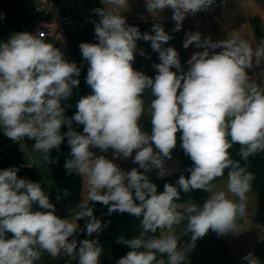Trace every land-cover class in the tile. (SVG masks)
I'll list each match as a JSON object with an SVG mask.
<instances>
[{"label": "clouds", "instance_id": "obj_1", "mask_svg": "<svg viewBox=\"0 0 264 264\" xmlns=\"http://www.w3.org/2000/svg\"><path fill=\"white\" fill-rule=\"evenodd\" d=\"M100 2L103 7L93 9L99 17L94 23L98 42L79 45L88 64L85 83L92 92L78 99L70 117L62 102L78 88L81 67L37 34L14 32L0 42L3 134L13 142L34 141V150L44 153L50 165L58 161L50 153L66 140L72 158L65 160L64 168L69 175L82 177L86 190L75 217L76 221L86 220L82 229L79 223L56 214V205L41 182L19 177L17 167L0 170V264H35L41 250L54 258L68 256L77 264H100L103 247L99 236L108 223L96 217L88 202L106 206L108 216L127 213L140 219L138 236L117 240L130 250L115 264H184L196 242L209 231L217 236L241 233L238 220L246 215L255 177L247 164L241 166L231 158L229 150L239 144L244 161L264 152V91L248 71L264 63V38L253 47L238 31L213 41L189 30L182 47L195 45L203 50L191 55L185 71L178 51L163 46L173 36L161 23H153L151 33H142L122 14L129 11V0ZM215 5L216 0H145L151 16L158 17L165 9L172 11L173 33L182 30L186 17ZM140 40L151 42L152 50L159 54V63L152 65L154 78L133 66ZM139 54L143 56V50ZM149 90L153 97L150 132L140 124L144 93ZM74 123L83 126L82 132ZM177 133L180 147L192 161L187 169L190 175L181 174L175 184L165 183L163 191H158L146 174L155 170L157 179L172 174L166 161L172 160ZM109 150L112 159L105 155ZM117 158L131 159L138 168L125 171L114 162ZM225 170L226 191L217 190L213 182ZM193 190L209 194L202 205L177 203L181 192ZM68 194L64 189L63 196ZM61 198L58 190L57 202ZM185 220V233L191 235L181 243L172 229ZM158 230H167V235L157 236ZM82 232L94 238L78 242L76 237ZM157 253L167 260L158 259ZM242 260L262 264L253 252Z\"/></svg>", "mask_w": 264, "mask_h": 264}, {"label": "crops", "instance_id": "obj_2", "mask_svg": "<svg viewBox=\"0 0 264 264\" xmlns=\"http://www.w3.org/2000/svg\"><path fill=\"white\" fill-rule=\"evenodd\" d=\"M59 3L63 8L74 4H83L92 11L94 8L103 7L100 0H59ZM129 3V11L122 12L126 16L128 24L137 26L142 33H151L153 23H161L165 31L173 36V39L163 46H172L178 51L185 71L188 67L186 61L190 59L191 55L196 51L203 50L197 49L195 45L190 46L188 49L182 47L185 33L189 30L199 31L202 33V38L210 37L213 41L226 39L228 34L238 31L241 37L247 39L253 47H256L264 38V0H224L223 6H221V0H216V5L211 10L186 17L182 30L174 33L172 29L175 22L171 20L172 11L170 9H165L158 17H154L147 12L145 0H129ZM32 7L33 0H0V14H3V18L0 19V42L7 41L15 28L27 26ZM92 17L93 20L90 23L69 29L74 39L70 62L74 61L78 67H81V74L78 79L87 74L88 68V64L83 60L79 49L80 43L98 42L94 36V23L98 22L99 17L94 12ZM140 50H143L144 55L137 59L133 66L135 69L143 71L154 78L156 72L152 65L159 63V54L152 50L151 42H144L143 40L137 41V52H140ZM216 51H220V49ZM248 71L249 75L256 80L258 88L264 91V76L260 75L264 71V63L260 67ZM253 72H255V76H253ZM143 98L145 111L140 124L142 130L150 132L151 110L149 105L151 99H153L150 90L144 93ZM33 143L34 141L27 138L13 142L3 134V128L0 126V165H18L21 167L31 165V168L36 170L38 182H41L43 190L49 195L51 202L56 205V214L61 218L79 223L75 220L76 213L79 210V205L86 199L83 178L80 177L79 199L75 203L66 204L62 198L57 202L58 189L50 172V164L44 160V153L34 150ZM93 151L100 154L98 149H93ZM105 155L112 159L111 150ZM114 162L125 171L131 170L133 167L138 168V165L133 164L131 159L117 158ZM166 166L173 170L170 176L157 179L155 170L148 173L160 184L169 182L181 170L178 146L172 152V160L166 161ZM226 182L227 174L213 183L216 184L217 190L226 191ZM229 198L235 199L230 194ZM248 201L246 215L238 220L241 232L238 236L231 234L217 236L215 232L209 231L204 238L196 242V247L190 252L188 260L184 264H246L242 257L249 252H253L264 264V198L252 187V190L248 193ZM186 225L187 221L185 220L180 225L173 226L172 229L181 243L190 239L191 234L185 233ZM80 228L83 229L81 225ZM160 235H167V230H158L157 236ZM76 238L78 242L85 238L90 239L83 232L79 233ZM122 256L117 248H103L100 264H115V261ZM60 257L69 260L71 264H77V260L68 256L61 255ZM157 258L167 260L166 255L161 256L159 253H157ZM35 264L46 263L39 259Z\"/></svg>", "mask_w": 264, "mask_h": 264}, {"label": "trees", "instance_id": "obj_3", "mask_svg": "<svg viewBox=\"0 0 264 264\" xmlns=\"http://www.w3.org/2000/svg\"><path fill=\"white\" fill-rule=\"evenodd\" d=\"M136 59H139L142 55L139 52H136ZM87 75V74H86ZM86 75L80 78V84L78 88H74L71 97L68 101L62 102L64 106H66L65 115L72 116L76 111V102L81 96H86L91 94V88L85 83ZM73 127L77 131L82 132L83 126H78L75 123ZM67 128H63V131H66ZM180 133H177V146L179 149V155L181 159V170L175 174L171 180L167 183L175 184L181 174L185 176H189L190 173L187 171L188 168L192 166V161L184 154L183 149L180 147L179 140ZM240 145L234 144L233 147L229 150L231 158L239 161L241 166L247 164V170L254 174V180L252 181V187L257 191V193L264 198V152L257 153L248 158V161H244L239 156ZM70 147L67 145L66 140L61 145L59 149H55L50 153V156L58 158L57 163L50 165V172L55 183V186L59 190V194L62 197V200L66 204H73L79 199V191H80V176L79 175H69L64 168L65 160L71 159L70 155ZM8 167H17L19 168L18 176L21 178H28L34 182H37L36 170L31 167H21L18 165H0V170L6 169ZM142 171V170H141ZM228 170H225L224 175L227 174ZM150 180L158 186V191H163V185L157 181H155L149 173L146 174ZM219 179V178H218ZM67 189L68 195L67 197L63 196V190ZM208 198V194L201 190H193L188 193L181 192V198L177 203L180 202H192L197 205H202L203 202ZM89 207H93L94 214L98 218H102V220L108 223V227L104 230L103 233L100 234L99 239L103 248H117L121 254L124 256L130 249L124 245L118 244L117 240L121 237L124 239H132L140 234L142 231L140 226V219L130 216L127 213L119 214L113 213L111 216L107 215L106 206L100 203H89ZM79 224L84 228L86 224V220L81 219ZM157 235V233H156ZM95 236V234H94ZM94 238V237H90ZM40 259L46 264H71V262L63 257H51L49 254L41 250Z\"/></svg>", "mask_w": 264, "mask_h": 264}, {"label": "built area", "instance_id": "obj_4", "mask_svg": "<svg viewBox=\"0 0 264 264\" xmlns=\"http://www.w3.org/2000/svg\"><path fill=\"white\" fill-rule=\"evenodd\" d=\"M92 15L93 11L83 4L63 8L59 0H33L27 26L15 28L12 33L27 31L37 34L45 42L58 47L70 62L74 39L69 29L90 23Z\"/></svg>", "mask_w": 264, "mask_h": 264}, {"label": "water", "instance_id": "obj_5", "mask_svg": "<svg viewBox=\"0 0 264 264\" xmlns=\"http://www.w3.org/2000/svg\"><path fill=\"white\" fill-rule=\"evenodd\" d=\"M102 209H107V208H102Z\"/></svg>", "mask_w": 264, "mask_h": 264}]
</instances>
